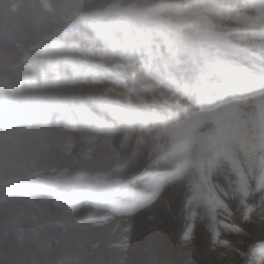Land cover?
<instances>
[{
  "label": "rangeland",
  "instance_id": "374dc122",
  "mask_svg": "<svg viewBox=\"0 0 264 264\" xmlns=\"http://www.w3.org/2000/svg\"><path fill=\"white\" fill-rule=\"evenodd\" d=\"M261 72L264 0H0V264H264Z\"/></svg>",
  "mask_w": 264,
  "mask_h": 264
},
{
  "label": "bare ground",
  "instance_id": "6f19581e",
  "mask_svg": "<svg viewBox=\"0 0 264 264\" xmlns=\"http://www.w3.org/2000/svg\"><path fill=\"white\" fill-rule=\"evenodd\" d=\"M178 34V33H177ZM181 35H178V37L181 39L180 37ZM209 38L207 37L206 39V42H210V39L208 40ZM212 43V42H211ZM185 46L187 47L186 49H188V47L191 49L190 53H192V57H194V53L192 52V46L190 44V42L188 41L187 43H185ZM190 55V54H189ZM189 78H192V73L189 74ZM261 75L264 76V72H261ZM170 80H172V78H169ZM212 84H205L201 87H198L200 88L198 91H195L194 90L196 89V86L194 84H191V83H186L185 85V88H183V84L180 80L174 82L173 84H171V87L170 88V92L168 93L170 95V98L172 99H185L187 97H190V98H193L194 96L198 95L199 93L202 94L203 89L205 90V93H207V95L205 96V99L206 101H210L211 99H213V101L217 100L216 96H215V90L211 87ZM206 88V89H205ZM199 94V95H200ZM210 96V99H208V97ZM199 97V96H198ZM160 98H157L155 97L154 100H159ZM204 98H202L203 100ZM212 101V102H213ZM154 104H158L156 101L154 102ZM185 105L181 106V107H184ZM169 108V107H167ZM245 184V183H244ZM237 185V184H236ZM239 187V186H238ZM240 188L242 189L243 187L240 186ZM241 199V198H240Z\"/></svg>",
  "mask_w": 264,
  "mask_h": 264
}]
</instances>
